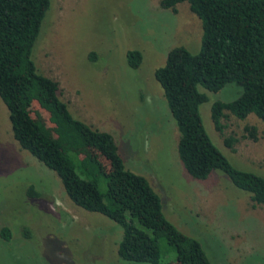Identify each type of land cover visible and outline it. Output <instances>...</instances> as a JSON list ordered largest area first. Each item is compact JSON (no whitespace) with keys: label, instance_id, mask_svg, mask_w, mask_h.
I'll list each match as a JSON object with an SVG mask.
<instances>
[{"label":"rangeland","instance_id":"1","mask_svg":"<svg viewBox=\"0 0 264 264\" xmlns=\"http://www.w3.org/2000/svg\"><path fill=\"white\" fill-rule=\"evenodd\" d=\"M159 1L50 0L32 61L57 82L58 99L74 118L111 134L124 168L147 181L164 218L196 240L210 264H264V207L220 171L203 181L190 178L177 157L178 132L153 72L173 47L196 54L201 26L187 3L172 12ZM129 50L141 55L135 70L126 66ZM198 91L206 96L198 112L212 144L234 168L264 178V123L253 115L240 121L225 113L219 134L210 121L211 104L235 99L240 88ZM33 107L49 128L46 115ZM245 126L255 127L256 141L245 136ZM224 137L236 139L232 151L223 146ZM29 187L37 197L27 195ZM2 227L10 237H0V264H148L121 260L116 255L121 228L74 206L56 175L19 149L0 101Z\"/></svg>","mask_w":264,"mask_h":264},{"label":"trees","instance_id":"2","mask_svg":"<svg viewBox=\"0 0 264 264\" xmlns=\"http://www.w3.org/2000/svg\"><path fill=\"white\" fill-rule=\"evenodd\" d=\"M182 2L200 21L198 52L173 47L153 72L178 132L177 157L190 178L203 181L212 171H220L252 203L264 207V178L234 168L210 141L198 112L206 101L198 88L215 93L233 84L240 88L235 99L210 106L213 130L222 133L225 113L240 121L253 115L264 123V0H160L158 4L175 12ZM49 4L50 0H0V101L7 110L12 139L56 175L74 206L121 228L116 244L121 260L210 264L200 244L164 218L160 199L147 181L124 168L111 134L74 118L58 99L57 82L36 70L31 52ZM88 58L93 61L94 55ZM125 59L126 66L135 70L141 55L129 50ZM32 105L46 115L49 128L38 119L40 115L36 117ZM243 131L256 141L255 127L245 126ZM235 142L232 137L222 139L230 151ZM26 193L37 197L31 187ZM0 237L8 241L6 227L0 229Z\"/></svg>","mask_w":264,"mask_h":264}]
</instances>
